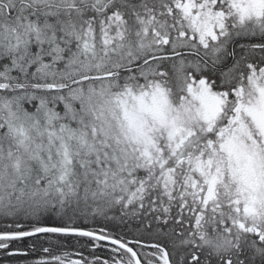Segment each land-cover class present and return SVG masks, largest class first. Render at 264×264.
I'll use <instances>...</instances> for the list:
<instances>
[{
	"label": "snow or ice",
	"instance_id": "6c2138e0",
	"mask_svg": "<svg viewBox=\"0 0 264 264\" xmlns=\"http://www.w3.org/2000/svg\"><path fill=\"white\" fill-rule=\"evenodd\" d=\"M0 253L264 264V0H0Z\"/></svg>",
	"mask_w": 264,
	"mask_h": 264
},
{
	"label": "trees",
	"instance_id": "16d2710c",
	"mask_svg": "<svg viewBox=\"0 0 264 264\" xmlns=\"http://www.w3.org/2000/svg\"><path fill=\"white\" fill-rule=\"evenodd\" d=\"M110 225H111V224H109L108 226L111 227ZM77 247H78V246H77ZM68 250L73 251L74 249H71V248H70V249H68ZM97 253L100 254V255H102V256H107V251L97 250ZM84 254H85V256H88V255H89L88 250H84ZM39 255H40V253H36L34 256H32V257H30V258H32V259L38 258ZM0 259H3V253H0ZM14 259H22V258H14Z\"/></svg>",
	"mask_w": 264,
	"mask_h": 264
},
{
	"label": "rangeland",
	"instance_id": "374dc122",
	"mask_svg": "<svg viewBox=\"0 0 264 264\" xmlns=\"http://www.w3.org/2000/svg\"><path fill=\"white\" fill-rule=\"evenodd\" d=\"M112 227V225H110Z\"/></svg>",
	"mask_w": 264,
	"mask_h": 264
}]
</instances>
